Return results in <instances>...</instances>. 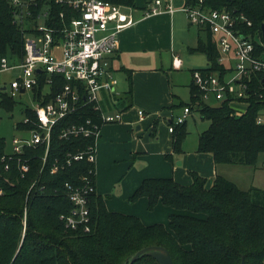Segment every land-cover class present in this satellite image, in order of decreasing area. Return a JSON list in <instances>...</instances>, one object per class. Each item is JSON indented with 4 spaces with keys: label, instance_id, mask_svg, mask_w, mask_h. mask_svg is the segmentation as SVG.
I'll list each match as a JSON object with an SVG mask.
<instances>
[{
    "label": "trees",
    "instance_id": "obj_1",
    "mask_svg": "<svg viewBox=\"0 0 264 264\" xmlns=\"http://www.w3.org/2000/svg\"><path fill=\"white\" fill-rule=\"evenodd\" d=\"M106 1L135 6V0ZM183 1L184 5L194 6L198 0ZM34 2L37 5L31 8L33 14L39 12L42 3L52 6L54 14L66 11L53 0ZM204 5L226 10L233 16H244L251 25L240 23L239 27L243 33L259 38L262 46L254 42L256 56L264 60L260 31L264 24V0H204ZM23 42L12 6L8 0H0V57L18 59L23 54ZM189 52L203 54L207 59V67L198 71L220 69L216 46L209 33L205 40L198 39ZM125 72L128 90L121 100L126 104L124 110H128L132 71ZM189 88L190 101L179 107L196 109L201 119L209 123L198 135L197 152L210 154L216 165L256 167L260 155L264 154V122L257 123L264 114V70L251 74L246 91L248 107L242 113L225 103L210 106L202 101L192 82ZM39 90L41 88L33 90L34 96L39 95ZM56 92L57 89L52 88L49 98ZM15 105L14 99L1 94L0 109L11 112ZM23 113L32 117L30 109ZM88 117L99 121V113L90 105L55 128L44 166L40 159L44 149L29 150L30 171L23 177L15 162L10 163V169H4L1 156L6 142L0 137V264H158L146 254L131 262L139 250L150 246L165 248L173 264H241L242 261L264 264V189L245 190L220 175L210 185L193 171L189 172V185H181L173 178L143 179L128 202L144 198L148 211L158 203L170 208L173 213L167 226L145 225L136 216L111 212L104 198L93 193L88 205L90 231L67 228L60 217L70 212L72 204L65 195L64 185L77 184L93 167L81 161L55 174L49 171L54 160L62 162L67 153L92 144L84 138L62 140L58 137L61 127ZM186 126V122L174 126L173 152H181L188 135Z\"/></svg>",
    "mask_w": 264,
    "mask_h": 264
},
{
    "label": "built area",
    "instance_id": "obj_2",
    "mask_svg": "<svg viewBox=\"0 0 264 264\" xmlns=\"http://www.w3.org/2000/svg\"><path fill=\"white\" fill-rule=\"evenodd\" d=\"M8 2L13 8L15 23L23 34V54L18 59L0 57V73L18 70V75L9 84L7 97L13 99L30 91L36 106L34 109L25 108L32 111V117L22 113L23 121L15 125V130L21 135L12 138L10 151L5 150L1 156L4 169H10V163L15 162L23 177L30 171L28 151L39 147L44 149L40 157L44 166L52 134L59 124L78 115L86 105L99 113L98 122L88 117L60 128L59 139L84 138L91 140L92 144L67 153L62 162L54 160L49 171L55 174L81 161L93 167L80 177L77 184L64 185L72 208L60 218L72 230L90 231L88 205L89 197L95 193V142L104 125L122 120L119 111L112 114L102 111L100 93L105 92L110 98L115 94L117 81L113 61L118 37L138 22L134 17L137 10L143 18L173 15L180 11L191 25L210 34L220 69L191 72L192 84L200 92L202 101L210 106L225 103L239 113L245 112L248 107V80L254 72L264 70V60L256 56L254 44L257 42L262 46L259 38L243 33L239 27L240 23H246L248 27L251 23L242 15L233 16L226 10L210 9L204 5V0H198L194 6L183 5L180 8L174 7L173 0H146L141 8L116 5L106 0H53L55 5L66 10L57 14L53 13L52 6L43 3L39 12L33 14L31 8L37 5L34 0ZM38 21L42 24L38 25ZM181 66L182 60L174 55L172 68L179 70ZM38 88H41L40 93L34 96L33 90ZM52 88L57 92L49 98ZM5 89L6 86L3 87ZM191 111L185 107L179 116L171 115L168 132L172 134L174 126L186 122ZM137 114L140 120L144 119L143 111L139 110ZM261 122L259 117L257 123Z\"/></svg>",
    "mask_w": 264,
    "mask_h": 264
},
{
    "label": "crops",
    "instance_id": "obj_3",
    "mask_svg": "<svg viewBox=\"0 0 264 264\" xmlns=\"http://www.w3.org/2000/svg\"><path fill=\"white\" fill-rule=\"evenodd\" d=\"M144 1L140 0L139 4L135 1L136 7L141 8ZM174 14L143 18L139 10L134 13L138 22L120 33L113 61L115 74L118 71L125 74V70L132 71L131 107L124 110L126 104L122 100L120 105L114 104L116 91L113 100H110L111 107L102 108L103 97L100 103L106 114L121 112L122 120L104 125L95 142V193L104 198L109 211L136 216L145 225L167 226L168 218L173 213V210L161 203L148 211L144 198L135 203L128 202V198L145 178H173L181 185H189V172L193 171L205 178L208 185L217 175L228 180L231 175V181L240 188L243 186L242 189H264V157L259 158L256 167L216 165L210 154L197 152V140L186 144V139L181 145V152H173V135L168 132L170 116L177 117L182 113L183 108L179 105L184 103L187 95L190 101L191 71L197 69L188 70V91H178L173 87L162 58L170 54L168 68H172V58L176 55L173 39L175 41L177 33L182 34V51L194 48L198 39L205 40L200 33L203 31L198 27L197 37L185 36L187 32L189 34L186 23L178 19L174 21ZM139 110L144 112L142 120L137 114Z\"/></svg>",
    "mask_w": 264,
    "mask_h": 264
},
{
    "label": "rangeland",
    "instance_id": "obj_4",
    "mask_svg": "<svg viewBox=\"0 0 264 264\" xmlns=\"http://www.w3.org/2000/svg\"><path fill=\"white\" fill-rule=\"evenodd\" d=\"M137 4H139L140 0H135ZM142 1V0H141ZM173 5L174 7L180 8L182 6V0H173ZM178 19L179 22L186 23V30H189L186 33L185 36L189 37H197V27L196 26H190L189 22L186 19V16L182 12H176L174 14V21ZM42 21H38V25H41ZM202 37L205 38L206 34L205 32H200ZM200 35V36H201ZM181 37L182 34H176L175 41L173 39L174 49L175 52L174 54L179 55L180 59L183 61V67L180 71H175L170 67V54L164 56L162 58L164 68L166 69V72L169 73L172 84L174 89L178 91H188V84L190 81V73L188 70L190 69H202L205 68L207 64V59L205 55L200 54V53H193L191 54L188 50L182 51L180 49L181 47ZM158 55L156 56V59H158ZM18 75V70H11L7 71L4 73H0V96L1 94L4 95H9L10 90H9V84L10 82ZM115 79L117 81L116 86H115V98H114V104L120 105L121 104V99L125 91L128 90V80L127 76L124 72L118 71L115 74ZM6 86L7 89L3 90V87ZM100 94H103L101 92ZM107 94V93H106ZM106 94L100 95V97H103L102 100V108L107 109L111 107V99L113 98L107 96ZM15 100V107L11 112H7L3 109H0V137L4 138L6 142V151H10V146H11V140L14 137H18L21 135L20 132L15 130V125L21 121H23L24 116H23V110L25 108H30L34 109L36 106L35 102L32 100L31 93L30 91H26L24 94H18L14 98ZM189 102V96L184 99V103ZM181 111V109H179ZM261 121L264 122V114L261 115ZM208 122L201 120L200 114L197 112L196 109L192 112V116L189 117L186 129L188 131V135L186 136L185 143L189 142H195L198 138V135L200 132L204 131L206 128H208ZM264 154L260 155L259 158H263ZM231 181V175L229 177ZM242 186V185H241ZM243 187V186H242ZM241 187V188H242Z\"/></svg>",
    "mask_w": 264,
    "mask_h": 264
},
{
    "label": "water",
    "instance_id": "obj_5",
    "mask_svg": "<svg viewBox=\"0 0 264 264\" xmlns=\"http://www.w3.org/2000/svg\"><path fill=\"white\" fill-rule=\"evenodd\" d=\"M231 1V0H226ZM261 38L264 43V24L260 27ZM146 254L147 256L153 258L158 264H173L172 259L168 251L160 246H150L139 250L132 258L131 262H134L139 256ZM241 264H244L243 261Z\"/></svg>",
    "mask_w": 264,
    "mask_h": 264
}]
</instances>
